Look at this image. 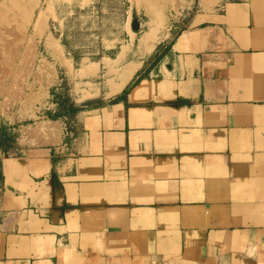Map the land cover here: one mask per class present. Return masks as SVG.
<instances>
[{"label": "crops", "instance_id": "0c3cea01", "mask_svg": "<svg viewBox=\"0 0 264 264\" xmlns=\"http://www.w3.org/2000/svg\"><path fill=\"white\" fill-rule=\"evenodd\" d=\"M215 7L68 124L0 123V264H264V0Z\"/></svg>", "mask_w": 264, "mask_h": 264}, {"label": "rangeland", "instance_id": "374dc122", "mask_svg": "<svg viewBox=\"0 0 264 264\" xmlns=\"http://www.w3.org/2000/svg\"><path fill=\"white\" fill-rule=\"evenodd\" d=\"M225 1L0 0L5 142H15L21 131L33 134L46 122L68 124L57 118V104L66 110L100 101L107 82L137 63L128 62L137 49L151 53L170 26L168 41L187 27L194 12ZM135 18L141 22L138 32L132 29Z\"/></svg>", "mask_w": 264, "mask_h": 264}, {"label": "bare ground", "instance_id": "6f19581e", "mask_svg": "<svg viewBox=\"0 0 264 264\" xmlns=\"http://www.w3.org/2000/svg\"><path fill=\"white\" fill-rule=\"evenodd\" d=\"M53 43V42H52ZM5 46L2 48V51L4 52V53H6L8 50H9V48H8V46H7V44H4ZM52 44L50 43L49 44V46H51ZM50 48V47H49ZM52 48H55V49H57L56 48V46L55 47H52ZM123 54V53H122ZM122 56L123 55H119L118 56V59H116V61L117 60H121L122 59ZM115 61V60H114ZM119 64V63H118ZM97 65V64H96ZM114 65V64H113ZM120 65V64H119ZM139 65H140V62L139 63H137V64H131V65H127V66H125L124 68H122L120 71H118L119 73H118V76H117V78H118V82H116V83H113L112 84V89H111V92L109 93L110 95H112V94H116V93H118L126 84H127V82L132 78V76L134 75V73L136 72V70L139 68ZM118 66V65H117ZM86 67V66H85ZM88 67V66H87ZM114 69V68H113ZM112 69V70H113ZM84 71H86V69L84 68ZM111 81V80H110Z\"/></svg>", "mask_w": 264, "mask_h": 264}, {"label": "water", "instance_id": "95a60500", "mask_svg": "<svg viewBox=\"0 0 264 264\" xmlns=\"http://www.w3.org/2000/svg\"><path fill=\"white\" fill-rule=\"evenodd\" d=\"M132 29L135 32H138L141 29V22L137 18L132 22Z\"/></svg>", "mask_w": 264, "mask_h": 264}, {"label": "trees", "instance_id": "16d2710c", "mask_svg": "<svg viewBox=\"0 0 264 264\" xmlns=\"http://www.w3.org/2000/svg\"><path fill=\"white\" fill-rule=\"evenodd\" d=\"M70 109V111H72V112H74V111H79V110H81L82 108H78V107H70L69 108ZM61 110H64V108H62ZM67 110V109H66Z\"/></svg>", "mask_w": 264, "mask_h": 264}]
</instances>
